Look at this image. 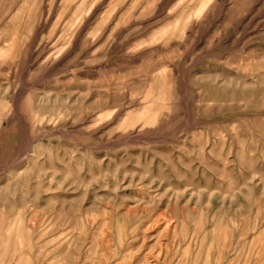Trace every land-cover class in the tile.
Wrapping results in <instances>:
<instances>
[{"label":"rangeland","instance_id":"374dc122","mask_svg":"<svg viewBox=\"0 0 264 264\" xmlns=\"http://www.w3.org/2000/svg\"><path fill=\"white\" fill-rule=\"evenodd\" d=\"M0 264H264V0H0Z\"/></svg>","mask_w":264,"mask_h":264},{"label":"bare ground","instance_id":"6f19581e","mask_svg":"<svg viewBox=\"0 0 264 264\" xmlns=\"http://www.w3.org/2000/svg\"><path fill=\"white\" fill-rule=\"evenodd\" d=\"M3 54H5V55H6V53H3ZM5 55H4V57H5Z\"/></svg>","mask_w":264,"mask_h":264}]
</instances>
